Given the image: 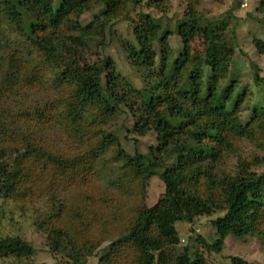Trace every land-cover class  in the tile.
Wrapping results in <instances>:
<instances>
[{
	"label": "trees",
	"instance_id": "obj_1",
	"mask_svg": "<svg viewBox=\"0 0 264 264\" xmlns=\"http://www.w3.org/2000/svg\"><path fill=\"white\" fill-rule=\"evenodd\" d=\"M45 1L0 0V211L3 199L23 205L41 197L46 186L48 209L37 213L32 224L45 233L51 252L68 250L75 256L81 251L89 256L108 232L89 230L97 214L86 205L95 204V199L81 189L92 187L88 180L94 167L108 154L119 164V179L134 187L129 225L117 242L133 246L135 262L152 264L156 258V264H214L200 253L190 259L187 247L176 256L168 252L178 244L174 223L201 216L215 214L209 221L212 243L200 236L194 239L206 253L218 254L228 234L264 237L259 230L264 228V171H255L262 158L238 157L231 173L219 168L221 159L237 150L240 139L264 152V105L253 107L243 122L245 91L236 89L234 77L225 79L235 49L233 31L227 34L229 15L207 20L184 11L177 27L181 50L171 65L166 42L160 40L154 48L158 20L143 12L135 20L126 17L133 41L124 47V58L138 74L139 88L125 80L107 57L83 64L74 74V68L63 62L91 41L104 50L102 40L111 35V25L80 26L78 18L99 2L105 15L117 0H59L52 17ZM139 1L132 0L133 6ZM159 1L145 5L157 8ZM256 12L264 18V0L258 1ZM194 38L202 41V51L191 52ZM253 45L262 52L260 40L254 39ZM31 57L38 63L27 62ZM26 65H31L30 71ZM42 65L53 69L51 91L39 90L37 70ZM6 104L9 120L4 116ZM121 108L132 121L128 133L153 135L155 145L149 151L129 155L117 136L105 130ZM153 176L163 192L147 207L144 185ZM54 186L77 187L82 199L59 198L51 192ZM118 207L120 214L123 206ZM60 219H67L68 225H61ZM32 253L27 242L0 236V260ZM229 264L249 263L231 257Z\"/></svg>",
	"mask_w": 264,
	"mask_h": 264
},
{
	"label": "rangeland",
	"instance_id": "obj_2",
	"mask_svg": "<svg viewBox=\"0 0 264 264\" xmlns=\"http://www.w3.org/2000/svg\"><path fill=\"white\" fill-rule=\"evenodd\" d=\"M147 1L149 0H140L141 3L134 7L132 0H117L105 15H102L104 11L103 2H99L93 9L83 12L78 18L80 26H92L97 22L104 23L107 25L106 27L110 24L111 35H105L102 40L104 44L106 43L104 50H101L100 46H96L91 41L85 47L74 52V55L66 52L69 55L65 59L62 58L65 66L74 68L71 69L74 74L81 70L80 66L83 64L90 65L102 57H107L125 80L141 88L138 74L129 68L124 58V47L133 41L131 25L129 21L125 20L126 17L135 20L139 12H143L149 13L158 20L159 25L154 48L158 49L160 40L166 42L170 51L167 64L171 65L181 50L177 27L184 11L191 10L207 20L219 18L226 14L229 15L227 34L230 36V32L233 31L235 49L225 79L234 77L237 82L236 89H244L245 91L241 106V120L243 122L248 120L253 107L264 105V18L256 12L259 0H160V5L157 8L153 6L148 8L145 5ZM45 2L50 16H54L59 9V0H46ZM254 39L262 42L261 53H258L254 47ZM189 48L191 52L202 51V41L194 38L189 44ZM56 57L59 56L56 55ZM157 59L156 57V61ZM29 61L38 63L35 57L27 60V62ZM30 66L26 65L24 69L30 71ZM59 71L63 72L61 68ZM37 72V80L42 85L39 90L51 91L54 79L53 69L43 66ZM4 116L7 120L11 117L8 104L4 107ZM131 123L129 114L121 108L120 112L105 125V130L117 136L122 149L129 155H132L134 151L139 153L149 151L148 148L155 145L153 135L148 134L145 137L131 135L127 132ZM57 135H59L58 132ZM235 148H237L236 151L221 159L220 170L231 173L238 157L246 158L254 155L262 158L263 161L255 171H264V152L262 150L244 139L238 140L235 143ZM118 166L119 164L112 161L108 154L102 156L96 163L90 180H88L89 186L92 187L86 188L87 190L81 189L82 194L87 191L95 199V204L91 202V205H86L93 209H90L89 212L95 210V214H97L95 220L93 219V229L89 228V230L97 233V230L105 228V231L108 232L103 239L101 237L99 244L90 251L89 256L82 255L81 251L75 256L70 254L68 250L51 252L45 244V233L37 230L32 224L38 216L37 213H45L48 209L46 203L49 197L46 193L48 191L45 190L48 188L44 186L41 189L43 193L41 197L31 202H24L23 205L16 201L3 199L4 205L0 211V236L17 237L27 242L33 249V253L27 258L0 260V264H143L142 261L135 262V251L130 243L120 244L117 242L129 225L128 210L135 203L134 187L125 179H119ZM117 181L119 183H115ZM64 187L54 186L51 192L53 191L55 196L58 195L59 198L65 200L82 199L77 195L80 191L79 188ZM162 192L163 185L159 179L154 176L150 177L144 185V204L147 207L152 206ZM78 204L75 203V206ZM120 204L123 207L119 214L118 205ZM119 215L125 218L120 220L122 218ZM214 217L215 214L209 217L195 218L189 223H174L178 244L168 250L169 254L176 256L182 252L184 247H187V256L190 259L195 257V254L199 255L200 253L206 261L214 264H229L231 257L239 258L249 264H264V237L259 234L243 235L240 238L228 234L224 238L223 246L218 254L206 253L194 239L196 236H200L205 243H212L214 233L209 221ZM60 222L63 226H67L69 223L67 219H60ZM259 230L264 231V228H259ZM152 264H156V258H153Z\"/></svg>",
	"mask_w": 264,
	"mask_h": 264
}]
</instances>
